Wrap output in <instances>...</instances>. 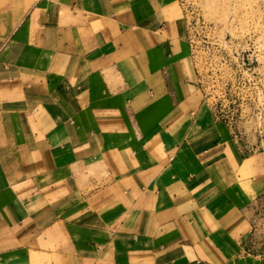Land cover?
I'll list each match as a JSON object with an SVG mask.
<instances>
[{
    "label": "crops",
    "instance_id": "0c3cea01",
    "mask_svg": "<svg viewBox=\"0 0 264 264\" xmlns=\"http://www.w3.org/2000/svg\"><path fill=\"white\" fill-rule=\"evenodd\" d=\"M192 55L181 0H0V264H264Z\"/></svg>",
    "mask_w": 264,
    "mask_h": 264
},
{
    "label": "rangeland",
    "instance_id": "374dc122",
    "mask_svg": "<svg viewBox=\"0 0 264 264\" xmlns=\"http://www.w3.org/2000/svg\"><path fill=\"white\" fill-rule=\"evenodd\" d=\"M181 2L206 97L228 115L236 135L254 145L264 136V0Z\"/></svg>",
    "mask_w": 264,
    "mask_h": 264
},
{
    "label": "built area",
    "instance_id": "2783aa9c",
    "mask_svg": "<svg viewBox=\"0 0 264 264\" xmlns=\"http://www.w3.org/2000/svg\"><path fill=\"white\" fill-rule=\"evenodd\" d=\"M262 223V229H261V231L259 230L258 231V226H259V223ZM259 229H260V227H259ZM257 233H259V234H261L263 237H264V215H261L260 217H259V219H258V221H257V225L255 226V229H254Z\"/></svg>",
    "mask_w": 264,
    "mask_h": 264
}]
</instances>
